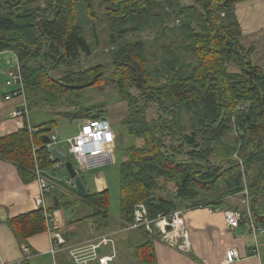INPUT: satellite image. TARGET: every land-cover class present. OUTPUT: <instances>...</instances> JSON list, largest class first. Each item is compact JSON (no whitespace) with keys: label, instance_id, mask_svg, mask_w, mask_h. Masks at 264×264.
Instances as JSON below:
<instances>
[{"label":"trees","instance_id":"1","mask_svg":"<svg viewBox=\"0 0 264 264\" xmlns=\"http://www.w3.org/2000/svg\"><path fill=\"white\" fill-rule=\"evenodd\" d=\"M241 1L84 0L79 16L77 0H0V51L16 56L28 108L23 126L0 136V159L13 163L24 183L36 179V168L54 182L46 194L56 196L49 212L71 210L79 199L89 213L73 222L88 217L108 228V188L80 197L68 172L65 183L50 177L47 170L65 168L43 141L56 119L30 125L29 117L31 109L47 108L69 120L108 119V98L83 104L81 92L95 86L103 92L109 81L126 112L108 120L122 138L138 140L122 148L118 166L122 228L134 222L138 203L149 217L205 205L245 211L229 200L241 193L253 220L264 225V66L254 62V46L242 41L235 13ZM88 22L95 44L85 35ZM100 22L107 61L76 66L96 49ZM8 224L23 252L15 264H28L35 251L27 239L46 232L44 210L37 206ZM247 228L254 239L264 234ZM132 255L133 264H157L150 237Z\"/></svg>","mask_w":264,"mask_h":264},{"label":"crops","instance_id":"2","mask_svg":"<svg viewBox=\"0 0 264 264\" xmlns=\"http://www.w3.org/2000/svg\"><path fill=\"white\" fill-rule=\"evenodd\" d=\"M235 13L243 31V43L246 46H254L253 55L260 53V51L264 52L262 51L264 50V41L260 42L258 39V36H262L264 32V0L241 1L236 4ZM262 56L259 54V60ZM16 63L17 59L12 51H0V136L16 131L23 126L22 118H12L8 114L17 99L8 100L4 98L5 94L11 90V87L5 85V80L8 74L14 70ZM29 122L30 125L39 123L32 124L30 117ZM115 133L117 132L115 131ZM117 139L116 137V142ZM46 172L50 177L60 180L52 170ZM88 172L82 179L89 192L107 189L109 178L103 171L93 169ZM66 178L65 176L63 183H65ZM38 190L36 180L24 183L15 165L0 159V250L8 264L19 263L23 258L20 244L10 228L8 220L37 208L35 198ZM65 196L69 199L75 198V195L72 194ZM55 198L54 194L47 195L45 198L46 205L49 206ZM53 212L59 218L58 223L63 232L62 238L64 233H68L67 240L62 239L60 241L62 243L59 244L60 249L57 252L60 251L61 258L57 264H78L70 259V251L76 248V245H90L102 238H105L106 242L109 243L102 244L97 249L98 252L109 253L114 251L116 254L115 264H124V262L133 264L135 261L132 255L134 247L146 237L153 239L157 264H264V234L257 238L259 255H253L250 250L254 244V237L246 225L241 224L236 228L229 227L222 212L210 213L205 208L183 211V218L189 232V248L186 251L167 245L162 240L157 226L153 227L152 236L147 231L145 232L144 228L140 230L122 228L119 217L114 223H112V218L109 219L108 228L103 229L95 226L93 232L88 231L90 235L85 231L87 236L80 238L78 231L73 232L72 229L77 226L76 223L79 221L73 222L75 218L64 221L59 210ZM68 225L71 226V229L66 230ZM27 242L29 247L35 251L29 259L33 255L49 253L50 242L47 232L33 235L27 239ZM232 246L239 248L242 257L233 263H224V252ZM29 259L28 264H30Z\"/></svg>","mask_w":264,"mask_h":264},{"label":"built area","instance_id":"3","mask_svg":"<svg viewBox=\"0 0 264 264\" xmlns=\"http://www.w3.org/2000/svg\"><path fill=\"white\" fill-rule=\"evenodd\" d=\"M5 85L11 87L10 92L5 94V99H17L13 108H11L9 117L22 118L28 116L27 101L24 93V83L20 72L18 62L12 72H10L5 80ZM80 123L79 131L67 137L64 142L67 144L68 152L77 163V170L91 169L101 165L110 164L113 162V154L116 147V133L111 125V122L106 118H83L78 119ZM30 130H33L29 126ZM49 142L45 143L48 147H56L59 141L57 130L53 129L48 134ZM33 151L35 146L32 147ZM58 149V148H57ZM59 150V149H58ZM60 151V150H59ZM52 158H55L51 155ZM61 161L59 162V164ZM58 164V165H59ZM74 166V165H73ZM36 182L38 184V194L35 198V203L44 210L46 218V232L49 237L50 247L48 252L53 256V263L56 264V253L60 249V241L62 240L63 232L58 223L59 218L54 212L47 210L45 202L46 194L52 189L55 184L49 178L40 173L36 168ZM70 184V180L67 181ZM244 193H247L245 189ZM247 197V196H246ZM248 198V197H247ZM249 199L244 198V210L225 208L217 205H205L199 208H205L208 212H222L226 224L231 228H236L241 224H245L250 228L251 232L256 236L258 233L264 232V225L256 223L249 210ZM134 222L127 225L128 229L144 230L153 236V227L157 226V230L161 233L162 240L169 246L178 250L186 251L189 248V232L183 218V211L177 210L169 214L158 213L154 217H149L147 207L144 203H138L134 207ZM106 243V239L102 238L90 245H76L70 251V256L73 261L78 264H115L116 254L100 253L97 249ZM253 255H259V242L254 239V244L251 248ZM29 256H26L28 258ZM242 257V253L236 246L229 247L224 252V263H233ZM0 264H8V261L3 257L0 250Z\"/></svg>","mask_w":264,"mask_h":264},{"label":"rangeland","instance_id":"4","mask_svg":"<svg viewBox=\"0 0 264 264\" xmlns=\"http://www.w3.org/2000/svg\"><path fill=\"white\" fill-rule=\"evenodd\" d=\"M83 4H84V0H77V10H78L79 16L84 14V10L82 8ZM101 9L102 8L97 9L96 13H98V15L100 14ZM97 17H96V20H98ZM102 23L103 22H100L96 26V30H97L96 35H97V40H98L96 49L93 51V53L90 56H85L82 54L80 57V62L76 66L84 67V66L90 65L91 63L106 62L107 61V59H108L107 53H106V51L108 49L107 33L103 29L104 24H102ZM85 25H87L85 27V35H86L87 39L92 44H95L94 42H92V39H93L92 33L89 30V27L91 26L90 23L88 22ZM136 38L143 39V38H145V35H144V33L139 34V35H137ZM258 39L260 40V42L264 41V32H263L262 36H258ZM262 51H264V50H262ZM259 54L263 55L260 60H259ZM253 60L255 63H259L261 65H264V52L260 51V53H258V54L256 53L255 55H253ZM60 72H61V70H59V71L57 70V71H55V74H58ZM103 88L105 89V91H103V92L96 86L95 87H87V88L83 89V91L81 92L82 95L84 94V96L81 99L83 104H87L89 102H91V103L103 102L104 97H105V98H108V102H106V101L105 102L107 103V108L109 110L108 114L111 115V116L107 115V118L110 119L111 117L116 118V117L123 116V114L126 112L125 106H124L123 102L116 101V99H117L116 91L114 90V88H112L111 83L109 81H106L103 84ZM64 107L67 109L68 107H70V105H64L63 108ZM70 108H72V107H70ZM30 118H31L32 124H36L38 122H41L42 120H46V119H50V118L56 119L54 129L57 130V137L59 140L56 143V147L60 150V152H62L64 155H66L67 158L70 159V161L72 162L74 167H77V163L72 158V156L69 154L67 144L64 142V140H65V138H67L69 136H73L74 134H76L79 131L81 125L78 122V120L77 119L69 120L68 118H65L62 116H55L47 108H33V109H31ZM113 128L117 132L116 137L118 138L117 142H116L115 153L113 154V162L110 164L101 165L99 167H94L91 169L77 170L78 174L83 179L85 178L86 173H89L88 171L93 170V169H97V171H103L106 174V176H108L109 185L107 188L109 190V195H110L109 211L111 214L112 223L115 222L116 218L119 215L118 166H119V163H120V161L122 159V155H123L122 154V148L128 146L131 141L133 142V139L137 140L134 137H132L133 139H129V137H127V136H125V137L123 136L124 138H122V136L118 132L117 125H113ZM226 140L232 142L233 141V135L228 134L226 136ZM137 142H138V140H137ZM75 169H77V168H75ZM250 171H252V170H249L248 172H250ZM66 172H67L66 169L63 167L53 170V173L60 179V181H63L64 177L67 175ZM247 180H248V178H247ZM246 184H247V181H246ZM203 195H205V194H203ZM244 198H246V200H248V198L245 197V194L241 193L239 195L229 197V200L235 201L236 203H238L240 205L241 209H243L245 207ZM77 200L79 201V199H77ZM78 201L74 205V207L71 208L72 211L71 210H64L63 208H61L59 210L61 217L64 221H66L67 219L70 221L72 218H75L74 220H76L78 218L83 217L84 214L87 215L89 213V210L85 206L84 207L82 206V204H81L82 202H80V201L78 202ZM75 208H76V211L74 212ZM76 224H77V226L72 228V229H73V232L78 231L80 238L87 236L85 234V231H87V234L90 235V233L88 231L93 232V230L95 228L92 220H89L88 217H86V218L84 217L82 220H80ZM68 229H71L70 225H68V227H66V230H68ZM109 231H110V229L108 230V232ZM107 243L108 242L102 243V244H107ZM59 253H60V251L56 253V260H57V261L55 260L56 264H57V262H59V259L61 258V256H60L61 253L60 254ZM65 255H63L64 259H66ZM29 261H30V264H54L53 263V256L50 253L33 255L29 259ZM124 264H126V262H124Z\"/></svg>","mask_w":264,"mask_h":264},{"label":"water","instance_id":"5","mask_svg":"<svg viewBox=\"0 0 264 264\" xmlns=\"http://www.w3.org/2000/svg\"><path fill=\"white\" fill-rule=\"evenodd\" d=\"M49 137L48 135H43V141L45 143L49 142ZM49 151L51 152V154L58 159L59 161H64V166L66 168V171L68 172V175L70 176V178L73 179V184L76 188V192L80 197H85L88 193L87 188L81 178V176L77 173V171L75 170L72 162L67 159L66 155H64L62 152H60L57 147H50ZM56 199V198H55ZM57 204V202H56Z\"/></svg>","mask_w":264,"mask_h":264}]
</instances>
